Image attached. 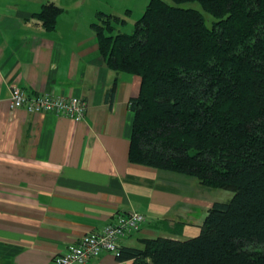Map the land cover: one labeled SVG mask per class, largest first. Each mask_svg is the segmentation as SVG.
Returning a JSON list of instances; mask_svg holds the SVG:
<instances>
[{
    "label": "crops",
    "instance_id": "0c3cea01",
    "mask_svg": "<svg viewBox=\"0 0 264 264\" xmlns=\"http://www.w3.org/2000/svg\"><path fill=\"white\" fill-rule=\"evenodd\" d=\"M47 5L61 10L52 31L39 18ZM132 9L127 0H0V264H55L82 237L131 212L147 223L123 247L199 235L212 207L204 186L129 159L130 100L141 79L108 68L93 25L114 16L124 26ZM14 86L30 97L84 99L87 114L76 122L12 110ZM87 264L133 261L104 252Z\"/></svg>",
    "mask_w": 264,
    "mask_h": 264
},
{
    "label": "trees",
    "instance_id": "16d2710c",
    "mask_svg": "<svg viewBox=\"0 0 264 264\" xmlns=\"http://www.w3.org/2000/svg\"><path fill=\"white\" fill-rule=\"evenodd\" d=\"M170 1L150 0L131 33L114 16L93 25L108 68L141 79L129 159L234 197L212 205L198 236L145 239L117 259L264 264V0ZM60 14L47 5L39 18L52 31Z\"/></svg>",
    "mask_w": 264,
    "mask_h": 264
},
{
    "label": "built area",
    "instance_id": "2783aa9c",
    "mask_svg": "<svg viewBox=\"0 0 264 264\" xmlns=\"http://www.w3.org/2000/svg\"><path fill=\"white\" fill-rule=\"evenodd\" d=\"M10 107L12 110L25 108L34 115L52 113L76 122L83 121L88 111V104L84 99L68 95L30 97L18 86L12 87ZM146 223L147 217L138 212L119 215L114 223L105 227L100 233L82 237L76 245L57 255L54 262L55 264H87L104 252L112 253L118 258L123 241L138 232Z\"/></svg>",
    "mask_w": 264,
    "mask_h": 264
},
{
    "label": "rangeland",
    "instance_id": "374dc122",
    "mask_svg": "<svg viewBox=\"0 0 264 264\" xmlns=\"http://www.w3.org/2000/svg\"><path fill=\"white\" fill-rule=\"evenodd\" d=\"M165 1L171 3L170 0H165ZM127 2L129 4H132V8H133L131 15L132 21L129 20L126 25L124 26L121 25L119 27L120 32L123 33H131L133 31L136 21L142 17L150 0H127ZM186 7H190L202 11L201 6L197 3L188 4L186 5ZM204 189L200 190V193L201 192L205 193V198H207L206 200L208 204L207 208H210V204L213 205L216 202L228 203L234 197V193L230 191L212 189L207 187H204ZM207 214L208 213H206V216Z\"/></svg>",
    "mask_w": 264,
    "mask_h": 264
}]
</instances>
